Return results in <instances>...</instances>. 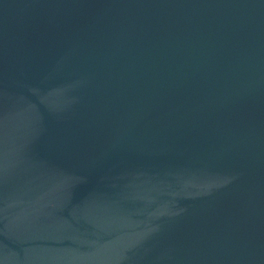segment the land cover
I'll return each instance as SVG.
<instances>
[{"label":"water","instance_id":"water-1","mask_svg":"<svg viewBox=\"0 0 264 264\" xmlns=\"http://www.w3.org/2000/svg\"><path fill=\"white\" fill-rule=\"evenodd\" d=\"M0 264H264V0H0Z\"/></svg>","mask_w":264,"mask_h":264}]
</instances>
